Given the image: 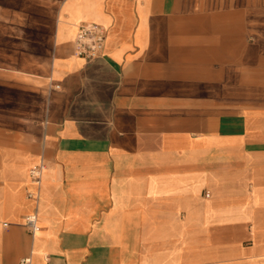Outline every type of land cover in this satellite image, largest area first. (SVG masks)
Segmentation results:
<instances>
[{"label": "crops", "instance_id": "obj_1", "mask_svg": "<svg viewBox=\"0 0 264 264\" xmlns=\"http://www.w3.org/2000/svg\"><path fill=\"white\" fill-rule=\"evenodd\" d=\"M23 259L264 264V0H0V264Z\"/></svg>", "mask_w": 264, "mask_h": 264}, {"label": "built area", "instance_id": "obj_2", "mask_svg": "<svg viewBox=\"0 0 264 264\" xmlns=\"http://www.w3.org/2000/svg\"><path fill=\"white\" fill-rule=\"evenodd\" d=\"M105 27L95 22H84L77 25L74 37V53L75 55L86 60L97 57L104 45ZM58 86V85H57ZM45 168L43 162L33 165L29 169V176L33 181L39 182L41 173ZM25 225L33 233L39 230L37 218L35 214H29L25 217ZM28 260L23 259L21 264H25Z\"/></svg>", "mask_w": 264, "mask_h": 264}]
</instances>
